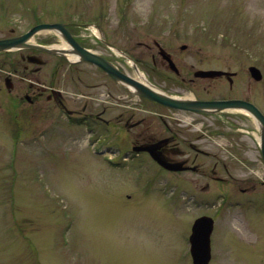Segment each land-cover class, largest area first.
Wrapping results in <instances>:
<instances>
[{
	"label": "rangeland",
	"instance_id": "rangeland-1",
	"mask_svg": "<svg viewBox=\"0 0 264 264\" xmlns=\"http://www.w3.org/2000/svg\"><path fill=\"white\" fill-rule=\"evenodd\" d=\"M90 6L112 11L108 14L113 16V27L119 24L117 14L125 16L124 27L118 31L126 32L130 55L142 59V74L156 86L162 81L155 77L151 56L139 42L158 40L176 49L178 64L186 72L192 65L194 70L237 72L235 88L226 79H210L190 91L192 95L254 94L264 103V80L259 87H248L250 65L264 74V0H0V36L8 33L6 24L21 11L40 15L43 10ZM183 43L187 48L180 51ZM136 102L149 106L137 96L130 98V104ZM225 113L232 121L251 122L240 111ZM12 134L3 110L0 264H193L188 253L191 220L162 200L139 195L147 191L146 178L139 177L135 184L127 173L110 177L108 170L120 169L118 165L106 166L80 150L76 142L72 146L26 145L19 144L24 133L17 140ZM145 168L158 169L153 162ZM120 188L124 192L127 188L132 200L120 198ZM216 201L209 209L217 215L210 264H264V215L257 211L244 214L239 207L222 213L219 209L225 205L218 206L220 200Z\"/></svg>",
	"mask_w": 264,
	"mask_h": 264
},
{
	"label": "flooded vegetation",
	"instance_id": "flooded-vegetation-1",
	"mask_svg": "<svg viewBox=\"0 0 264 264\" xmlns=\"http://www.w3.org/2000/svg\"><path fill=\"white\" fill-rule=\"evenodd\" d=\"M111 12L96 11L91 6L43 10L40 15L21 11L6 24L9 31L0 39L18 37L41 23L58 24L36 32L26 43L35 47L23 45L0 52V70L5 71L0 73V112L7 111L13 138L17 140L24 133L20 144L40 146H72L76 142L80 150L106 166L118 165L120 169L108 170L110 177L127 173L128 178L136 180L135 184L139 177L146 178L147 191L139 195H149L173 210L184 211L191 228L202 216H212L216 227L217 215L209 209L217 205L218 199V206L225 205L219 209L222 213L239 207L244 214L257 211V215H264V152L256 118L242 112L251 122L232 121L225 111L180 109L136 94L125 76L141 80L136 66H143V62L130 55L123 28L118 31L124 27L125 16L117 14L119 24L113 27V16L108 14ZM39 33L40 39L34 40ZM140 45L151 56L153 73L162 81L159 87L168 94L200 100L241 98L264 113V103L257 101L254 94L227 98L190 94L202 81L210 79H226L229 87L235 88L237 74L196 77L193 65L189 72L179 66L176 49L158 40L152 44L139 42ZM160 46L175 61L177 70L161 55ZM181 46L180 51H185L187 47ZM83 49L107 60L118 77L85 58ZM12 54L16 57L11 58ZM251 78L248 87H259L264 74L260 80ZM134 96L149 106L130 104ZM148 150L182 168H166ZM149 162L158 169L144 170ZM126 189L124 192L120 188L119 197L132 200L133 194Z\"/></svg>",
	"mask_w": 264,
	"mask_h": 264
},
{
	"label": "water",
	"instance_id": "water-1",
	"mask_svg": "<svg viewBox=\"0 0 264 264\" xmlns=\"http://www.w3.org/2000/svg\"><path fill=\"white\" fill-rule=\"evenodd\" d=\"M58 26V24H39L35 27H33L31 30L26 32L25 34L14 37V38H8V39H0V51H5L12 49L16 46L25 45L26 40L29 39L35 32L40 31L44 28H54ZM28 46V44H26ZM32 46V45H31ZM81 52L84 54V57L94 61L95 63L103 66L106 68L109 72H111L113 75L117 76L115 74V68L110 65V63L105 60L100 55L90 52L88 50H81ZM164 57L168 58L170 61V65L172 68H176L175 63L173 60L169 57V54H166V51L162 49V52ZM249 71L251 75L256 79H261L262 73L261 70L251 65L249 67ZM222 74H229L226 71L219 70V69H209V70H197L195 72L196 76L201 77H216ZM118 77V76H117ZM125 80L128 81V83L134 88H136V91L155 101H159L161 103H164L168 106L178 107L181 109H188L193 111H205V112H220L225 109H242L246 112L252 114L259 122L260 125V131H261V139H262V149L264 152V114L260 111V109L251 103L250 101L233 98V99H215V100H196V99H182L170 96L166 93H163L157 89L152 88L151 86L144 84L130 76H125ZM154 158H156L160 163L165 164V162L155 153H153ZM168 166V165H167ZM205 227V232L203 231V228ZM213 222H205L198 220L193 228V234H192V254L195 264H207L210 261L211 258V252H210V234L212 231Z\"/></svg>",
	"mask_w": 264,
	"mask_h": 264
},
{
	"label": "bare ground",
	"instance_id": "bare-ground-1",
	"mask_svg": "<svg viewBox=\"0 0 264 264\" xmlns=\"http://www.w3.org/2000/svg\"><path fill=\"white\" fill-rule=\"evenodd\" d=\"M141 80L147 84H150L149 80L145 76H141ZM151 85V84H150Z\"/></svg>",
	"mask_w": 264,
	"mask_h": 264
}]
</instances>
